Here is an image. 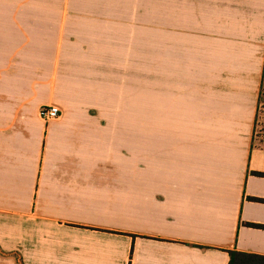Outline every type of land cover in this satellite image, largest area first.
Returning a JSON list of instances; mask_svg holds the SVG:
<instances>
[{"label":"crops","instance_id":"0c3cea01","mask_svg":"<svg viewBox=\"0 0 264 264\" xmlns=\"http://www.w3.org/2000/svg\"><path fill=\"white\" fill-rule=\"evenodd\" d=\"M153 3L0 2V264L264 257V0H167V142L146 148L124 124Z\"/></svg>","mask_w":264,"mask_h":264},{"label":"rangeland","instance_id":"374dc122","mask_svg":"<svg viewBox=\"0 0 264 264\" xmlns=\"http://www.w3.org/2000/svg\"><path fill=\"white\" fill-rule=\"evenodd\" d=\"M114 0H0V2L101 3ZM155 4V6H154ZM155 30L150 33V58L140 60V105L134 114L140 121L124 124L140 136V147H159L167 142V0H154ZM142 37V33H141ZM264 112L259 120L256 145L264 142Z\"/></svg>","mask_w":264,"mask_h":264},{"label":"trees","instance_id":"16d2710c","mask_svg":"<svg viewBox=\"0 0 264 264\" xmlns=\"http://www.w3.org/2000/svg\"><path fill=\"white\" fill-rule=\"evenodd\" d=\"M263 112H264V73H263V79H262L261 90L259 95V106L256 117V123H255L254 139L257 135V127L259 125V120ZM262 133L264 134V132ZM261 146L264 147V142ZM15 256L17 258L18 264H24L23 260L18 254H15ZM229 264H264V257L244 254L240 252H231Z\"/></svg>","mask_w":264,"mask_h":264},{"label":"built area","instance_id":"2783aa9c","mask_svg":"<svg viewBox=\"0 0 264 264\" xmlns=\"http://www.w3.org/2000/svg\"><path fill=\"white\" fill-rule=\"evenodd\" d=\"M39 114L41 119L47 124L58 120L62 116L61 110L56 106H45L40 109Z\"/></svg>","mask_w":264,"mask_h":264}]
</instances>
